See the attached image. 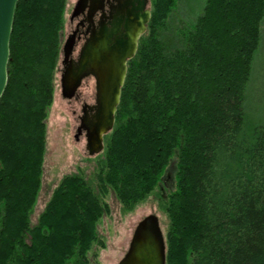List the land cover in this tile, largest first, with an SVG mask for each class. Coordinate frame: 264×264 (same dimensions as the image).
<instances>
[{
    "label": "trees",
    "instance_id": "obj_1",
    "mask_svg": "<svg viewBox=\"0 0 264 264\" xmlns=\"http://www.w3.org/2000/svg\"><path fill=\"white\" fill-rule=\"evenodd\" d=\"M67 4H17L0 101V264H91L112 193L126 214L159 199L166 264H264V123L250 128L246 111L264 0H206L174 38L179 0H151L94 179L65 176L33 224Z\"/></svg>",
    "mask_w": 264,
    "mask_h": 264
},
{
    "label": "water",
    "instance_id": "obj_2",
    "mask_svg": "<svg viewBox=\"0 0 264 264\" xmlns=\"http://www.w3.org/2000/svg\"><path fill=\"white\" fill-rule=\"evenodd\" d=\"M19 1L0 0V101L8 83L10 42ZM118 1L120 4L115 8L111 28L103 25L93 33L77 62L71 59L74 35L67 39L63 49L65 69L61 88L65 99H74L86 78L93 77L96 81V104L84 106L94 114L90 119H81L75 136L79 140L85 131L91 157L104 151L105 136L115 127L128 62L136 56L139 40L147 32L152 16L151 0ZM103 4L104 0H79L73 17L79 16L88 6L91 11L102 10ZM166 260L167 239L160 218L156 214L148 215L137 224L129 250L118 264H166Z\"/></svg>",
    "mask_w": 264,
    "mask_h": 264
},
{
    "label": "rangeland",
    "instance_id": "obj_3",
    "mask_svg": "<svg viewBox=\"0 0 264 264\" xmlns=\"http://www.w3.org/2000/svg\"><path fill=\"white\" fill-rule=\"evenodd\" d=\"M77 1L68 0L64 36L70 31L69 18ZM205 1L179 0L178 8L169 23L168 37L174 38L173 32L192 24L203 12ZM62 58L61 55L55 74V96L48 119V146L43 187L32 216L33 224H36L53 191L65 176L81 173L90 180L94 179L99 156L102 154L91 157L87 150L86 136H80L79 140L75 138L80 117L83 115V104L96 101V81L86 79L74 99H65L61 88ZM246 111L250 128L264 123V23L262 41L247 91ZM173 176L174 169L168 170L164 184L169 183V186H172ZM105 200L110 205L111 212L105 215L98 225L103 245L96 244L90 252L91 264H118L129 250L137 224L148 215H158L163 232L167 234L169 220L160 209L159 199L155 195H151L147 201L127 214L122 211V206L113 193Z\"/></svg>",
    "mask_w": 264,
    "mask_h": 264
},
{
    "label": "flooded vegetation",
    "instance_id": "obj_4",
    "mask_svg": "<svg viewBox=\"0 0 264 264\" xmlns=\"http://www.w3.org/2000/svg\"><path fill=\"white\" fill-rule=\"evenodd\" d=\"M121 1L123 2L125 0H121ZM76 4L70 14L69 22H70L71 27H70V31L67 33V36L65 38V41L63 43V48H62L63 50L67 39L74 35L75 47H74V51L71 56V59L75 62L79 60L82 48L87 43V41L91 38L93 33L99 31L103 25L107 26L108 28H111V24L115 16V8L119 6L120 2L118 0H104V4H103L104 8L102 10L99 9L97 11H91L90 7L88 6V8L85 9V11L81 12L79 16L73 17ZM62 57H63L62 58V66H63L62 72H63V70L65 69L64 52H62ZM86 79L95 80L93 77H88ZM86 104H88L91 107H94L96 104V101L90 104L89 103L83 104V108H82L83 115L80 117V124H81L82 118L90 119L92 118L94 114V111H92L91 109L89 108L84 109V106ZM81 136H86L85 131L82 132ZM168 179H170L169 176H168ZM165 185L169 187V183L168 184L165 183Z\"/></svg>",
    "mask_w": 264,
    "mask_h": 264
}]
</instances>
